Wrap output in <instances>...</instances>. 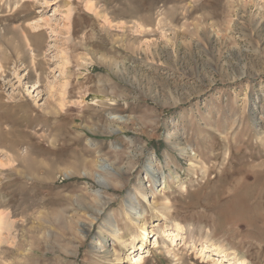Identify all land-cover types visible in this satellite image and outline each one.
<instances>
[{
  "label": "rangeland",
  "instance_id": "374dc122",
  "mask_svg": "<svg viewBox=\"0 0 264 264\" xmlns=\"http://www.w3.org/2000/svg\"><path fill=\"white\" fill-rule=\"evenodd\" d=\"M140 253L264 264V0H0V264Z\"/></svg>",
  "mask_w": 264,
  "mask_h": 264
},
{
  "label": "bare ground",
  "instance_id": "6f19581e",
  "mask_svg": "<svg viewBox=\"0 0 264 264\" xmlns=\"http://www.w3.org/2000/svg\"><path fill=\"white\" fill-rule=\"evenodd\" d=\"M99 177V176H98ZM133 204V203H132ZM132 206V205H131ZM154 236V237H153ZM153 237V244L155 245L156 243H157V240H158V236H157V234L155 233V234H153V235H151L149 238H152ZM148 237H146L145 238V240L147 241V244H150V242H151V239H147ZM139 248L141 249V248H143L141 245H139ZM142 254L143 253H140V255L137 257V258H135V262H137V263H139V264H144L145 263V260H144V258H143V256H142ZM221 260H223V259H221Z\"/></svg>",
  "mask_w": 264,
  "mask_h": 264
}]
</instances>
